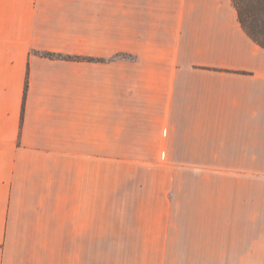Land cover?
Masks as SVG:
<instances>
[{
  "label": "crops",
  "instance_id": "0c3cea01",
  "mask_svg": "<svg viewBox=\"0 0 264 264\" xmlns=\"http://www.w3.org/2000/svg\"><path fill=\"white\" fill-rule=\"evenodd\" d=\"M0 264H264V47L233 0H0Z\"/></svg>",
  "mask_w": 264,
  "mask_h": 264
},
{
  "label": "trees",
  "instance_id": "16d2710c",
  "mask_svg": "<svg viewBox=\"0 0 264 264\" xmlns=\"http://www.w3.org/2000/svg\"><path fill=\"white\" fill-rule=\"evenodd\" d=\"M233 3L237 8L243 28L252 39L264 47V0H233ZM46 55L51 57L63 56L56 53H46Z\"/></svg>",
  "mask_w": 264,
  "mask_h": 264
},
{
  "label": "rangeland",
  "instance_id": "374dc122",
  "mask_svg": "<svg viewBox=\"0 0 264 264\" xmlns=\"http://www.w3.org/2000/svg\"><path fill=\"white\" fill-rule=\"evenodd\" d=\"M104 228H106V227H104ZM99 244L100 245L138 244V239H128V238H121V237L110 238V236H100ZM146 244H149V243H146Z\"/></svg>",
  "mask_w": 264,
  "mask_h": 264
}]
</instances>
